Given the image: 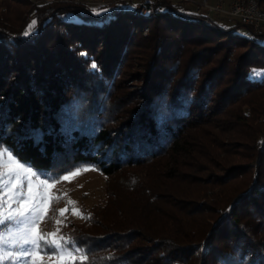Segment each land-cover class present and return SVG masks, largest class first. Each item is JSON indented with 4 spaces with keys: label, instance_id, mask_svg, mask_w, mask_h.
<instances>
[{
    "label": "trees",
    "instance_id": "1",
    "mask_svg": "<svg viewBox=\"0 0 264 264\" xmlns=\"http://www.w3.org/2000/svg\"><path fill=\"white\" fill-rule=\"evenodd\" d=\"M9 1L27 9L0 6V145L44 174L63 162L134 176L108 195L111 213L94 234L69 236L83 264H264V137L253 183L212 224L196 227L176 207L168 218L158 194L196 153L191 132L224 103L264 101V27L168 0H148L145 14L132 2ZM108 102L115 114L104 119Z\"/></svg>",
    "mask_w": 264,
    "mask_h": 264
},
{
    "label": "rangeland",
    "instance_id": "2",
    "mask_svg": "<svg viewBox=\"0 0 264 264\" xmlns=\"http://www.w3.org/2000/svg\"><path fill=\"white\" fill-rule=\"evenodd\" d=\"M106 1L110 3L109 0ZM209 1L214 3L216 0ZM122 2H132L137 5L139 10L138 3L134 1L111 4ZM2 5L9 6L11 11L18 13L27 9V7L9 0H0V6ZM185 8L187 11H193L190 4H187ZM143 11L139 12L147 13L146 9ZM204 46L212 47L214 45L206 44ZM237 52L240 50H236ZM138 55L139 51L133 53L128 61V67L123 69L124 77L127 75L128 82H131L133 77L131 75L136 74L138 61L135 57ZM223 55L224 52L216 53L214 60ZM115 107L110 102L105 105L102 114L104 119L115 114ZM221 109L220 114L215 116L214 121L209 125L191 132L190 141H192L196 153L183 159L178 171H174L173 179L165 181V187L158 190L159 197L165 203L160 210L168 218H176H173L175 212L171 209L176 207L185 212V217L189 218L196 227L212 224L219 218V212L225 204L241 191L246 190L254 181V166L258 150L261 147L260 141L264 137V101L262 96L248 94L243 98L224 103ZM0 149L7 148L0 145ZM61 163L62 165L58 164L56 167L58 171L52 173L44 174L32 169L36 173V178L32 179L33 192L39 189L44 197L41 206L42 219L36 226V230L42 233H54L59 229L60 236L69 237L75 233L78 234V229L81 227H90L88 232L94 234L93 230H96L94 227L97 224H102V219L109 217L111 213L112 207L109 209L108 201L111 202L113 199H109L108 195L114 196L118 189L127 188L129 181L134 176L132 173L121 172L105 176L93 165ZM83 169L92 170L83 171ZM76 171H79L80 174L69 180L63 179L64 176H71ZM45 180L48 184L55 183V186H41L39 181ZM50 197H60V199L49 202ZM69 200L75 202L74 206L68 205ZM65 208L68 210L60 215V210ZM74 209L79 210L81 215L74 214ZM56 221H60V223L57 224ZM18 227L20 226L8 223L7 226H0V232L9 230L14 232ZM198 232L203 233V230L201 232L199 229ZM262 235L264 237V228H262ZM70 244H66L69 251L76 249ZM7 250L15 252L20 249L9 246ZM32 259L36 264H65L68 258L58 257L52 248L45 247ZM4 264H29V261L24 259L5 260Z\"/></svg>",
    "mask_w": 264,
    "mask_h": 264
},
{
    "label": "snow or ice",
    "instance_id": "3",
    "mask_svg": "<svg viewBox=\"0 0 264 264\" xmlns=\"http://www.w3.org/2000/svg\"><path fill=\"white\" fill-rule=\"evenodd\" d=\"M36 26V21H32L24 32L25 36L31 34ZM92 68L96 65L93 63ZM92 169H83L88 171ZM80 172L76 171L71 176H64V180H69ZM36 178V173L30 168L21 164L7 149H0V226H7L8 223L19 225L16 231L0 232V264L5 260L15 261L24 259L29 264H36L32 259L43 248L49 247L55 251L58 257H67L65 264H75L79 259L81 264L87 260L86 254L76 248L69 251L67 243H71L70 237L60 236L59 229L54 233H42L36 230V226L42 219L41 206L44 197L39 189L33 192L32 179ZM41 186L54 187L55 183L48 184L39 181ZM60 197H50L49 202L58 201ZM69 206H74L73 201L67 202ZM68 209L60 210L63 215ZM74 214L81 215L79 210L74 209ZM57 224L60 221H56ZM53 237H55L53 239ZM19 247V251H8V247Z\"/></svg>",
    "mask_w": 264,
    "mask_h": 264
},
{
    "label": "built area",
    "instance_id": "4",
    "mask_svg": "<svg viewBox=\"0 0 264 264\" xmlns=\"http://www.w3.org/2000/svg\"><path fill=\"white\" fill-rule=\"evenodd\" d=\"M48 2H61V3H79L84 0H46ZM98 0V5H109L111 3L121 1H134L139 5L138 11L146 9L148 0ZM173 3L183 2L190 4L196 14H219L237 20L243 26L252 27L257 30L264 27V12L259 11L257 0H235L234 2H226L223 0H216L214 3L209 0H168ZM36 2V1H35ZM142 5V6H140ZM144 12V11H143Z\"/></svg>",
    "mask_w": 264,
    "mask_h": 264
},
{
    "label": "bare ground",
    "instance_id": "5",
    "mask_svg": "<svg viewBox=\"0 0 264 264\" xmlns=\"http://www.w3.org/2000/svg\"><path fill=\"white\" fill-rule=\"evenodd\" d=\"M223 1H226V0H223ZM235 0H233V1H231V2H234ZM258 2V1H257ZM259 11H262V12H264V10L263 9H261L260 7H259Z\"/></svg>",
    "mask_w": 264,
    "mask_h": 264
}]
</instances>
